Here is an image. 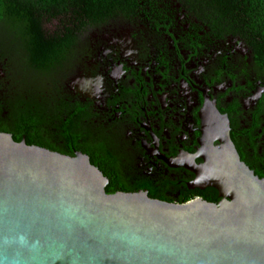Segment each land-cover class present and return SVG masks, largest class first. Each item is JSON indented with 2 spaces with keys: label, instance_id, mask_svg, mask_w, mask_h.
Wrapping results in <instances>:
<instances>
[{
  "label": "flooded vegetation",
  "instance_id": "flooded-vegetation-1",
  "mask_svg": "<svg viewBox=\"0 0 264 264\" xmlns=\"http://www.w3.org/2000/svg\"><path fill=\"white\" fill-rule=\"evenodd\" d=\"M178 13L174 23L151 32L143 23L141 31L126 25L131 51L105 41L98 51L95 42L75 46L72 67L48 91L49 114L33 117V131L55 151L93 153V164L108 179L106 191L111 176L137 190L163 191L171 201L185 187L189 200L207 195L220 201L215 188L195 186L196 173L185 165L204 162L205 108L213 103L229 119L241 160L264 179V66L237 37L208 33L197 18L206 28L194 33L189 17ZM6 63L0 67L3 106L11 93Z\"/></svg>",
  "mask_w": 264,
  "mask_h": 264
},
{
  "label": "water",
  "instance_id": "water-1",
  "mask_svg": "<svg viewBox=\"0 0 264 264\" xmlns=\"http://www.w3.org/2000/svg\"><path fill=\"white\" fill-rule=\"evenodd\" d=\"M205 114L204 162L185 166L218 202L107 192L86 153L0 130V264H264V179L241 160L228 117L213 103Z\"/></svg>",
  "mask_w": 264,
  "mask_h": 264
},
{
  "label": "trees",
  "instance_id": "trees-1",
  "mask_svg": "<svg viewBox=\"0 0 264 264\" xmlns=\"http://www.w3.org/2000/svg\"><path fill=\"white\" fill-rule=\"evenodd\" d=\"M178 12L189 17L194 33L207 27L206 33L237 37L264 66V0H0V67L7 60L11 92L8 106L0 103V130L11 133L17 141L25 134L28 144L53 150L38 139L41 136H35L33 117L48 116V91L60 74L72 67L75 46L82 41L89 44L87 33L95 28L121 24L141 31L143 23L151 32L166 21L174 23ZM4 110L6 117L2 116ZM110 178L109 192L137 190L117 177ZM186 188L179 189L177 202L191 198L192 192ZM148 195L169 200L160 190L150 188ZM205 198L218 201L217 196Z\"/></svg>",
  "mask_w": 264,
  "mask_h": 264
},
{
  "label": "rangeland",
  "instance_id": "rangeland-1",
  "mask_svg": "<svg viewBox=\"0 0 264 264\" xmlns=\"http://www.w3.org/2000/svg\"><path fill=\"white\" fill-rule=\"evenodd\" d=\"M116 30L119 32L116 33ZM128 33L129 32H128V28L126 25L121 26V24H118V25L109 24L104 27L95 28V29L90 30L87 33V39L88 41H90L89 43H91V45L93 44V42H95L93 46L95 50L97 51L98 49H100L99 42H103V41L108 42V43H113L117 47H120L123 51H131L133 50V48L132 46H129L130 45L129 41L131 38H129L130 36H128ZM97 40H98V43H96ZM87 59L88 57H85V63ZM1 71L2 70L0 69V75H2ZM74 75H78V71H75Z\"/></svg>",
  "mask_w": 264,
  "mask_h": 264
}]
</instances>
